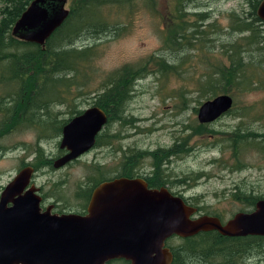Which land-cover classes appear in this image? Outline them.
Listing matches in <instances>:
<instances>
[{"label": "rangeland", "instance_id": "obj_1", "mask_svg": "<svg viewBox=\"0 0 264 264\" xmlns=\"http://www.w3.org/2000/svg\"><path fill=\"white\" fill-rule=\"evenodd\" d=\"M67 9L71 10V3ZM200 11L210 16L207 23H215L212 34L204 39V51H198V46L176 51L163 43L171 29L166 0H136L128 6L96 8L99 19L111 30L75 41L74 48H88L90 53L74 85L65 91L59 89L58 102L29 115L36 120L34 125L21 121L28 115L22 113L24 95L20 107L15 103L12 113L6 117L0 114V126L4 121L8 124L6 131L0 132V193L24 165L30 164L36 166V186L43 188L52 204L59 209L79 208L87 195L86 181L121 175L125 159L137 155L135 174L178 177L175 181L181 180V196L198 207L200 214L217 216L222 222L247 207L244 200L234 198L235 194L264 198V149L260 144L264 89L243 92L232 85L227 92L221 90L217 95L233 98L231 112L211 124L197 121L200 105L215 97L202 95L197 80L209 71L211 63L225 61L224 47L226 50L246 35L230 33L231 13L248 16L250 10L244 0H200L183 6L186 20ZM83 15L88 18L89 12ZM124 67L135 74L122 120L109 122L101 132L109 144L95 146L63 169L39 165L42 160L52 163L61 153V127L75 112L97 101L111 75ZM2 72L8 76L5 66ZM250 73H259L264 79L260 71ZM13 86L0 84L1 107H11L8 93ZM232 257L225 262L264 264V240L238 246ZM182 262L188 264L190 259L183 256Z\"/></svg>", "mask_w": 264, "mask_h": 264}, {"label": "water", "instance_id": "obj_2", "mask_svg": "<svg viewBox=\"0 0 264 264\" xmlns=\"http://www.w3.org/2000/svg\"><path fill=\"white\" fill-rule=\"evenodd\" d=\"M68 1L32 0L11 36L44 49L69 17ZM255 14L264 24V0ZM232 108L231 96L217 95L200 105L197 121L211 124ZM106 123V112L96 106L69 120L59 143L66 154L52 167L60 169L93 149ZM34 175L33 166L23 167L0 193V264H105L122 257L130 264H170L172 254L164 245L172 235L188 239L216 232L226 238H264V199L222 222L200 214L182 196L179 200L163 189L145 190L142 182L119 179L94 190L88 218L58 216L41 213L39 189L30 185Z\"/></svg>", "mask_w": 264, "mask_h": 264}, {"label": "trees", "instance_id": "obj_3", "mask_svg": "<svg viewBox=\"0 0 264 264\" xmlns=\"http://www.w3.org/2000/svg\"><path fill=\"white\" fill-rule=\"evenodd\" d=\"M31 1L0 0V84L3 85L5 81H8L14 85L8 93L11 107L1 115L6 117L12 113V105L15 103L20 107L19 104L24 95L25 108L22 113L28 115L21 121L34 125L36 120L29 115H32L34 111L41 110L48 103L58 102L62 92L59 89L62 88L65 91V88L74 85L76 74L79 73L86 56H89L88 48L78 50L73 47L75 41L90 33L97 35L108 33L111 30L106 22L99 19L96 8L98 10L100 6L104 5L128 6L136 0H70L71 10L68 19L48 39L44 49L34 44L18 41L11 36L13 25ZM166 1L170 5L169 19L171 20L168 24L171 29L164 37V46L176 51L194 50L198 46V51H204V39L206 35L212 34L210 30L215 27V23H207L210 16L206 12H195L187 20L186 13L183 12V6L200 0ZM244 1L250 13L248 16H242V13L240 15L231 13L229 30L231 34L246 35L242 36L239 41L229 44L226 50L224 47L225 61L218 60L215 64L211 63L207 68L209 71L202 74L197 80L202 95L213 97L221 90L229 91L232 85L243 92L264 89V79L262 80L260 74L251 75L250 73V71H260L264 76V24L255 14L261 0ZM84 11L89 12L88 18L83 15ZM191 18H194L193 21ZM201 28L205 31H201ZM207 53L204 56H207ZM4 66L8 70L7 77L2 72ZM134 74L126 67L116 71L111 75L102 92L98 94L94 105L108 114L109 122L122 120L125 104L130 98L133 81L131 79ZM252 76L254 79L251 78ZM45 93L52 95L46 96ZM0 113H2L1 104ZM39 123L41 121H38L37 124ZM6 125L8 124L4 121L0 126V132L6 131ZM105 139L106 135L100 133L95 146L108 145L109 142ZM262 143L264 149V135L260 144ZM136 156L125 159V169L121 171V175L135 174L138 169ZM39 165L52 166L49 160H42ZM33 168L36 170V166ZM234 198L244 200L247 204L246 209L241 212L251 211L258 200L264 199H253L251 196L237 194L234 195ZM196 208L198 212H201L198 207ZM253 240H264V238H226L216 232H208L182 239L181 264H186L182 262L183 256L190 259L188 264H229V262H225V259L231 258L238 246L248 245V242ZM217 259L224 260L221 263L214 262Z\"/></svg>", "mask_w": 264, "mask_h": 264}, {"label": "flooded vegetation", "instance_id": "obj_4", "mask_svg": "<svg viewBox=\"0 0 264 264\" xmlns=\"http://www.w3.org/2000/svg\"><path fill=\"white\" fill-rule=\"evenodd\" d=\"M5 83H8V81H5ZM94 103H95V101H92L90 107L95 106ZM7 110H8V108H5L2 106V113H0V114L6 113ZM84 110L75 112L74 115L68 119V121L71 120L72 118H74L75 116L80 115ZM19 114L21 115V113H19ZM106 115L108 118V122L105 125V127L109 123V116L107 113H106ZM49 127H50V125H49ZM62 127H61V130H62ZM65 154H66V151L61 150V153L59 155H57V157H55V159H58V158L64 156ZM70 164H66L65 166H63L60 169H63L65 167L69 166ZM27 165H30V164H26V165H24V167ZM35 174H36V172H35ZM34 176L32 178L30 185L34 184L36 186V181H35L36 177H34ZM119 179H126V180H132V181H136V182H142L143 184H145V186H144L145 190L159 191V190L163 189L172 198H176V199L181 200V180L175 181V179H178V177L166 176V175H141V174H134V175H129V176L112 175V176L99 177L96 181H89V180L86 181L87 185L85 187L86 189H85L84 194L86 193L87 195L85 198L82 199L83 200V206L79 207V208L59 209L56 204H52L50 199H48L44 195L43 188L41 186H38V187L36 186L39 189V191L37 192V195L41 198V202H40L41 213L48 212L50 215H58V216L75 215V216H81L83 218H88L90 216V209H91V208H89V203L91 201V197H92L94 190L99 185H101L102 183L112 182V181L119 180ZM197 216H198V214H197ZM164 247L167 248L172 254V262L170 264H181V237H179L177 235L170 236L165 241ZM105 264H130V262L127 261L126 258L122 257V258H117V259H110V260L106 261Z\"/></svg>", "mask_w": 264, "mask_h": 264}, {"label": "bare ground", "instance_id": "obj_5", "mask_svg": "<svg viewBox=\"0 0 264 264\" xmlns=\"http://www.w3.org/2000/svg\"><path fill=\"white\" fill-rule=\"evenodd\" d=\"M69 2H70V0L68 1V4H69ZM106 116H107V115H106ZM107 122H108V118H107ZM106 124H107V123H106ZM104 127H105V126H104ZM104 127H103V128H104Z\"/></svg>", "mask_w": 264, "mask_h": 264}]
</instances>
